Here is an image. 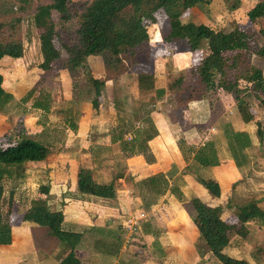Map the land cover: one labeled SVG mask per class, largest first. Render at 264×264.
Wrapping results in <instances>:
<instances>
[{"label":"rangeland","instance_id":"1","mask_svg":"<svg viewBox=\"0 0 264 264\" xmlns=\"http://www.w3.org/2000/svg\"><path fill=\"white\" fill-rule=\"evenodd\" d=\"M3 1L8 8L12 7L9 15L2 14ZM51 1H0V21L7 23L0 36L7 38L8 35L14 34L24 45V52L21 57L6 56L0 60V73L4 78L5 89L12 94L11 99L0 104V148L25 138H32L49 144L51 148L49 155L59 151V155L64 156L66 152L73 151L74 146L81 147V144L74 143V136L82 133L79 131V125L84 122H91L90 119L101 115L106 119L105 123L109 125L110 132L112 129L114 135L122 126L127 129L124 130L123 128L127 140H130L129 138L135 133L137 136L135 147L141 149L147 158H150V155H148L146 141L148 137L157 135L153 130L156 128V124L161 125L160 127L166 125L170 133H175L178 142L179 139H182L180 133L186 130L192 122L197 124L199 135L207 137V139L202 140V142L208 141L206 148H215L219 159H225L226 155L229 156L224 129L227 123L232 127L230 123L232 113L229 106L236 104V102L228 94L217 90H206L199 81L195 67L201 51L207 52L204 49L205 46L202 47L201 51L190 55L187 51V45L183 41L154 42L155 39L160 40L162 33L167 31L168 21L161 20L149 26V41L138 46L133 53L123 52L124 48H129L125 41L119 42L122 53H120L119 61L107 57L105 53L94 55L88 57L79 68L70 72L64 65L66 53L61 52L57 56L53 69L45 71L39 67L42 61L39 42L40 31L34 24L33 17L39 5L48 4ZM92 1L70 0V18L67 20L61 19L56 12H53L52 21L56 26L61 42L70 44L75 42L78 16ZM260 1L264 0H206L203 4L193 7L182 18V21L209 25L225 44L228 42L235 49L251 50L249 45L235 32V27L244 32L252 33L254 43L264 44V38L259 33L260 28H264V17L252 22L247 16V11ZM231 6L233 9L230 8ZM15 19H18V22L15 28L11 29L8 26V21L15 22ZM184 53H188L186 57H184ZM251 64L262 68L264 71L263 58L253 55ZM237 70L230 71V75ZM142 74H145V77H142ZM92 78H99L104 81L98 109L91 106V101L95 98V86L92 83ZM159 88L168 91L161 99L156 96V90ZM200 94L206 97L198 99L197 96ZM192 95L193 98L190 99L189 96ZM246 99L252 105L253 113H256L257 117L259 116V121H263L262 109L257 105L254 98L248 96ZM37 104L41 106H37ZM208 105L211 106L212 113L207 112L203 116L200 110L208 108ZM87 109L91 110V116L86 113L88 112ZM164 112L166 115L163 114ZM235 113L237 116H241L238 111ZM84 115L88 116L84 118ZM237 121L241 123L239 118ZM232 128L234 129V127ZM247 129L250 131L248 133L251 136V144L244 150L245 159L241 167H237L233 161L238 168V177L231 186L232 195L228 199L229 204H226L222 209L220 208L221 212H219L220 217L229 223L238 221L237 214L243 206L252 202L256 203V200L259 201L262 198H257L261 190L252 188V182L245 177L247 175L250 178V172L252 179L258 172L264 173V137L259 138L255 121H251ZM86 132L85 136L92 137V142L96 140L93 127ZM192 132L194 133V140L198 141L195 131ZM189 135L187 132L186 136ZM68 140L71 141L68 142ZM102 140L100 139L97 154L98 157L102 158L100 166L110 168L111 177L104 179L108 181L109 178L114 179L115 171L123 170V174H125L126 159L130 153H123L119 143L106 144L101 143ZM202 142H197V146L203 145ZM95 146L97 145L95 144ZM197 157L204 158L202 151L198 150L192 156L189 155L188 170L193 173V176L205 177L204 171L197 169L201 166L196 161ZM30 167L33 165L26 163L25 168L29 169ZM23 178L24 176L14 180L5 179L3 182L5 189L3 210L4 213L9 211L11 224L16 223L20 217L13 212V209L22 208L26 203V200H23L24 197L28 200L29 196L34 193L33 190L27 195L26 189L23 190L22 185H20ZM172 182L175 185H180V180H176V178ZM255 183H257V179ZM115 185L119 189L120 183L117 180H115ZM135 187L136 194L145 202L153 203L160 199L159 197L155 198L145 186L137 185ZM11 192H13V198L20 200L21 204L15 203L14 200L9 202ZM173 196L176 197V194ZM182 197L181 200L176 198L182 201L184 195ZM189 206L191 204L186 205V207ZM187 215H190V210ZM250 236L258 245L264 240L255 232L251 233ZM195 244L200 256L204 258L208 250L205 243H202V240L198 238ZM256 250L253 249L250 254L254 264H263L262 257L256 254ZM178 257L176 256V258ZM205 260L202 259L200 264Z\"/></svg>","mask_w":264,"mask_h":264},{"label":"crops","instance_id":"2","mask_svg":"<svg viewBox=\"0 0 264 264\" xmlns=\"http://www.w3.org/2000/svg\"><path fill=\"white\" fill-rule=\"evenodd\" d=\"M155 41L164 42L162 38ZM187 54L184 53V57ZM229 108L232 113V122L229 121L234 130L250 133L247 129L250 122H244L241 116L235 113L238 111L236 104ZM87 111L86 113L91 116V110L87 109ZM200 111L203 116L207 112L212 113L210 105ZM87 116L84 115V118ZM237 118L241 123L237 121ZM90 120L91 122L79 125V131L82 133L74 136V143L81 144V147L74 146L75 149L65 151L64 156L59 155L57 151L56 154L54 152L48 155L42 162L27 163L33 167L26 169L20 185L23 190L26 189L27 195L33 190L34 193L28 200L25 197L21 198L26 200L22 208L17 207L13 209L14 211L12 210L20 217L16 223L12 224L7 242L0 245V264H56L69 249L70 242L74 244L81 264H200L202 259H206L202 264H221L208 250L204 258L197 251L195 242L199 238V233L193 221L195 211L191 199L198 198L210 207L221 209L229 204L228 199L232 195L231 186L239 173L230 155L220 159L219 165L197 166L199 167L197 169L204 171L205 177L193 176L189 168L186 169L190 160L187 162L184 160L178 148L175 133H170L166 125L160 127L161 125L156 124L153 130L157 135L148 137L146 141L150 158L145 157L138 148L132 152V155L130 153L126 159L125 174L116 179L120 187L118 189L115 185L114 198L80 193L77 189L79 169L88 171L98 183L105 184L113 180L111 178L108 181L104 180L106 177H111L110 168L100 166L102 158L98 157L97 150L100 139H103L101 143L106 144L119 142V139H113L114 133L112 129L110 132L109 125L105 123L106 119L103 116L98 115L97 118L93 117ZM88 127L94 128L96 140L93 142L92 137L85 136ZM197 127V124L192 122L180 133L186 143L196 147L197 142H202L205 138L204 135H199ZM124 130L127 129L124 127ZM193 130L198 136V141L194 140ZM184 131L190 135L186 136L187 132ZM125 134L126 132L122 137L123 140H127ZM133 134L134 136L127 141L137 138L135 133ZM192 155L193 153L190 154ZM117 172L115 171V175ZM119 172L123 173V170ZM157 173H164L166 176L171 173L170 183L178 177L184 201H179L170 192H166L153 203L143 201L136 194L135 186L138 182ZM261 173L263 172H258L252 179L250 172V178L247 175L245 178L252 182V188L261 190L257 198H262L259 201L256 200V205L264 211V173ZM199 178L217 182L220 195H211L200 183ZM256 179L257 183H255ZM40 186L47 187V193H41ZM3 197H5V189ZM13 200L15 203H20V200L16 198ZM4 203L3 198V209ZM188 204L191 206L186 207ZM38 205L44 206L46 210L61 211L64 214L62 227L70 240L62 241L47 225L26 218V215ZM136 210H138L137 214H135ZM189 210L190 215H187ZM140 212H145L147 218L140 222L137 233L127 238L125 219L131 215H138ZM262 219L264 217L245 223V234H233L231 244L229 243L230 245L223 251L231 257L246 259L250 264H254L250 254L253 249H257L256 254L262 257L264 264V240L258 245L250 236L255 232L264 238V220ZM176 256L179 257L176 258Z\"/></svg>","mask_w":264,"mask_h":264},{"label":"trees","instance_id":"3","mask_svg":"<svg viewBox=\"0 0 264 264\" xmlns=\"http://www.w3.org/2000/svg\"><path fill=\"white\" fill-rule=\"evenodd\" d=\"M204 2L206 0H93L78 16L76 38L72 44L60 41L56 26L52 21L53 12H56L63 20L70 18V0H52L51 3L39 5L33 17L34 24L40 31L39 42L42 61L39 67L45 71L53 69L57 56L61 52L66 53L64 65L70 72L79 68L88 57L94 55L105 53L107 57L119 61L121 58L119 42L125 41L129 48H124L123 52L133 53L138 46L149 41V26L166 20L168 21L167 31L162 33V40L168 43L185 42L190 55L201 51L202 47L205 46L204 49L207 52L201 51L195 67L199 81L208 91L217 90L233 97L243 121L246 123L256 122L257 134L261 139L264 137V119L259 121V116L257 117L256 113H253V107L246 97L254 98L264 115V71L262 68L251 64L253 55L264 59V44L254 43L252 33L244 32L235 27V32L249 45L251 50L235 49L228 42L225 44L209 25L182 21V18L193 7ZM1 7L3 15H9L12 11V7L8 8L5 3ZM230 8L233 9L232 6ZM247 16L252 22L264 17V1L253 5L247 11ZM11 21H8V26L14 29L18 19H15V22ZM5 25L7 23L0 21V33ZM259 33L264 38V28H260ZM126 46L123 45V47ZM23 52V42L14 34L8 35L7 38L0 36V60L6 56L21 57ZM232 70H237V72L230 75ZM144 75L142 74V77H145ZM92 83L95 86V98L91 101V106L98 109L104 81L92 78ZM166 93L168 91L166 92L164 88L156 90L158 99H161ZM205 97L203 94L197 96L198 99ZM11 98L12 94L6 91L4 78L0 73V104ZM189 98H193V95ZM37 106L41 105L37 104ZM229 125L227 123L224 129L227 149L236 166L241 167L245 159L244 150L250 146L251 139L247 132L234 130ZM123 128V126L120 127L113 139H119L118 143L123 153H132L136 149V140H123L122 137L125 133ZM207 142L196 147L186 144L184 139H179L177 144L186 162L189 160L190 154L200 150L204 154V158L197 157L196 161L201 165H219L220 159L217 150L206 148ZM50 150L49 144L32 138H25L0 148V245L7 242L12 226L9 211L4 213L3 210L4 180L22 178L26 173V163L44 161ZM139 151L142 150L139 149ZM188 167L189 165L186 169ZM122 176V172H117L112 181L104 184L96 182L88 171L79 169L77 189L80 193L114 198L116 196L115 180ZM171 178V173L167 176L164 173H157L139 181L138 185L140 187L145 186L155 198L170 192L176 194V197L181 200L183 194L180 185L170 183ZM199 181L211 195H220V187L217 182L204 178H199ZM39 190L41 193H47L48 188L40 186ZM12 200L13 192L9 195V202L11 203ZM191 204L195 211L193 221L197 227L199 238L202 243H205L208 251L221 264H250L246 259L226 255L223 249L230 243L233 233L244 235L245 223L256 221L257 218L264 216V211L252 202L240 209L237 214V222L229 223L220 217V208L210 207L198 198H192ZM26 218L47 225L62 241L70 240L66 232L63 231L64 214L61 211H49L44 206L38 205L26 215ZM56 264H81L72 242H70L67 252Z\"/></svg>","mask_w":264,"mask_h":264},{"label":"built area","instance_id":"4","mask_svg":"<svg viewBox=\"0 0 264 264\" xmlns=\"http://www.w3.org/2000/svg\"><path fill=\"white\" fill-rule=\"evenodd\" d=\"M207 137L204 138V140ZM205 143V142H204ZM147 218V214L145 212H140L138 215H131L125 219V227L127 229V238L131 237L133 234L137 233L140 222Z\"/></svg>","mask_w":264,"mask_h":264}]
</instances>
